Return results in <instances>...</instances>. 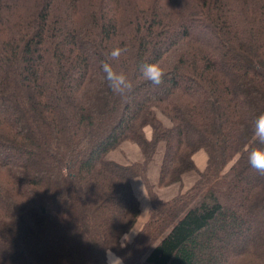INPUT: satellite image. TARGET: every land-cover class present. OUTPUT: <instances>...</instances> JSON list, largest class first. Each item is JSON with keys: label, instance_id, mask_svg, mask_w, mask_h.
Masks as SVG:
<instances>
[{"label": "trees", "instance_id": "trees-1", "mask_svg": "<svg viewBox=\"0 0 264 264\" xmlns=\"http://www.w3.org/2000/svg\"><path fill=\"white\" fill-rule=\"evenodd\" d=\"M261 112L264 0H0V264H106L108 248L123 264H264V175L248 162ZM124 143L141 163L108 159ZM160 147L157 188L197 175L169 201L147 177ZM136 179L151 209L121 247Z\"/></svg>", "mask_w": 264, "mask_h": 264}, {"label": "clouds", "instance_id": "clouds-1", "mask_svg": "<svg viewBox=\"0 0 264 264\" xmlns=\"http://www.w3.org/2000/svg\"><path fill=\"white\" fill-rule=\"evenodd\" d=\"M127 49L114 47L110 50L109 56L111 59H118ZM102 71L104 79L108 86L121 97H126L132 90V83L128 80L122 71H116L108 62L102 63ZM143 77L152 84L159 86L163 83L165 75L164 70L158 63H144L140 66ZM252 131L256 138L257 146L251 147L248 153L249 165L259 174L264 175V112L254 116L252 121ZM131 236L125 233L121 237V247H125L131 242ZM106 264H123V258L117 256L110 248L105 249Z\"/></svg>", "mask_w": 264, "mask_h": 264}, {"label": "crops", "instance_id": "crops-1", "mask_svg": "<svg viewBox=\"0 0 264 264\" xmlns=\"http://www.w3.org/2000/svg\"><path fill=\"white\" fill-rule=\"evenodd\" d=\"M162 151H163V148L160 147L159 155L156 156L154 161L148 167L147 177H148L150 184L154 187H156V184L158 182L159 169H160L161 160H162ZM132 154L135 155L134 157L135 159L132 160V163H141L143 161L141 152L139 151L138 148L133 149L131 155ZM116 155H117L116 153L109 154L108 159L118 164H121V165H128L118 160L116 158ZM193 160H194L196 168L199 171H203L205 168V164H206V156L203 153L199 152L198 154L195 155ZM196 180H197V175L194 173H189L183 177L181 186H177V190H168L172 186L169 188H165V189H159L156 187L154 188V192L159 197V199H161L162 201H169L175 196H177L179 193L185 192L189 188H191ZM132 188H133L136 198L138 199L140 203V212L146 213V216L144 217L148 218L150 209H151L150 203H149L148 197H146V192L140 189V180L138 179L133 180Z\"/></svg>", "mask_w": 264, "mask_h": 264}, {"label": "rangeland", "instance_id": "rangeland-1", "mask_svg": "<svg viewBox=\"0 0 264 264\" xmlns=\"http://www.w3.org/2000/svg\"><path fill=\"white\" fill-rule=\"evenodd\" d=\"M1 107H6V106L2 105ZM147 134H149V131H147ZM135 148L137 149V147L135 145L124 143L118 148V150H116V152H113V153H116L117 154L116 158L118 160L122 161L123 163H125V164H133L132 160L135 159L134 158L135 155L134 154L131 155V153H132V150L135 149ZM201 153H203V152H201ZM158 155H159V152H158V154L156 156H158ZM141 156H142V154H141ZM156 156L154 157V159L156 158ZM142 159H143V157H142ZM177 186H181V185H172V187L170 186L171 188L168 187L169 188L168 190H177ZM154 188H156V187H154ZM140 189L144 190L146 192V190L144 188V185H143V183L141 181H140ZM161 189H165V188H161ZM146 197H147V193H146ZM144 216H146V213L140 212V216L138 218V221H137L136 225L133 227V229L129 233V235L131 236L132 239L136 236V234L141 230V228L144 225V223L147 221V217H144ZM258 221H260V220H258ZM132 239H131V241H132Z\"/></svg>", "mask_w": 264, "mask_h": 264}]
</instances>
